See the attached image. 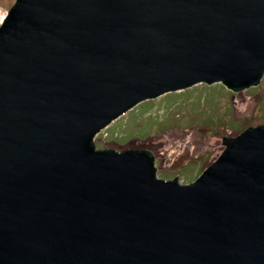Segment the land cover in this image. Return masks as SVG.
<instances>
[{"label":"water","instance_id":"1","mask_svg":"<svg viewBox=\"0 0 264 264\" xmlns=\"http://www.w3.org/2000/svg\"><path fill=\"white\" fill-rule=\"evenodd\" d=\"M264 75V0H16L0 26V264H264V124L195 181L93 138L139 103Z\"/></svg>","mask_w":264,"mask_h":264},{"label":"rangeland","instance_id":"2","mask_svg":"<svg viewBox=\"0 0 264 264\" xmlns=\"http://www.w3.org/2000/svg\"><path fill=\"white\" fill-rule=\"evenodd\" d=\"M16 0H0V26ZM264 124L262 82L232 91L199 83L139 103L100 130L97 149L128 147L153 155L156 177L195 181L224 150L229 134Z\"/></svg>","mask_w":264,"mask_h":264}]
</instances>
